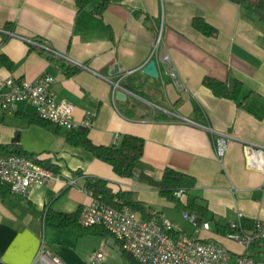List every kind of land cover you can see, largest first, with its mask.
Wrapping results in <instances>:
<instances>
[{"label":"crops","instance_id":"0c3cea01","mask_svg":"<svg viewBox=\"0 0 264 264\" xmlns=\"http://www.w3.org/2000/svg\"><path fill=\"white\" fill-rule=\"evenodd\" d=\"M95 4L79 9L75 0H0V54L12 61L9 66L0 60V76L34 80L53 75V89L74 103L76 120L93 114L88 134L97 144L115 143L124 133L144 137L142 168L156 179L167 166L195 176L196 185L181 198L207 205L214 218L210 224H227L239 214L264 216V168L250 163L246 148H264V19L250 5L231 0H112L103 14L94 11ZM194 16L216 26L218 35L194 28ZM161 25L176 78L162 65L158 78L143 71ZM34 40L48 43L56 56L81 64L79 69L66 74ZM206 75L231 86L235 78L243 80L246 97L240 104L217 96L203 83ZM119 89L125 98L117 97ZM194 100L202 107L205 123L194 116ZM159 113L169 117L157 118ZM35 114V106L26 100L14 110L0 109V144H18L49 159L58 170L26 195L0 185V261L31 264L44 239L48 250L66 264H90L99 250L104 257L97 264H124L117 238L103 227L46 226V206L79 210L92 200L100 178L114 190H135L160 214L174 203L141 178L140 169L134 177L118 175L111 164L70 143L69 128L32 121ZM217 131L230 135L222 160L215 151ZM194 231L188 234H197ZM200 234L232 252L243 250L215 228ZM248 253L264 260V241Z\"/></svg>","mask_w":264,"mask_h":264},{"label":"built area","instance_id":"2783aa9c","mask_svg":"<svg viewBox=\"0 0 264 264\" xmlns=\"http://www.w3.org/2000/svg\"><path fill=\"white\" fill-rule=\"evenodd\" d=\"M163 25L156 28L150 58L156 59L159 66L172 77H177L170 54L164 49ZM39 50H50L48 43L34 40ZM81 65V64H76ZM55 77L45 73L34 80L20 79L14 76H0V109L11 111L18 102L26 100L36 109V114L56 125L69 129L89 128L93 114L81 120L74 118V103L66 98H59L53 89ZM118 81L114 82V90ZM188 119V118H185ZM230 135L217 131L215 151L222 160L228 148ZM252 165L264 168V148L246 144ZM262 156V157H261ZM262 160H260V158ZM260 160V161H259ZM54 175V171L33 159L20 154L0 153V185H8L10 190L19 195H26L37 183H45ZM75 183V179L70 180ZM183 189L175 195L182 197ZM115 203L93 195L92 200L80 208L79 222L83 226H101L121 241V246L129 252L139 264H264L248 251L254 241H264V216L254 218V227L246 229L242 222L243 215L230 221L231 228L225 236L243 247L241 252H232L226 245L201 236L202 230L211 228L210 221L198 224L195 213L184 211L183 216L196 228L197 234L182 232L174 220L163 214L150 217L137 215L136 209L123 199L115 197ZM104 257L103 251L94 252L90 264H97ZM31 264H66L58 255L48 250L44 239Z\"/></svg>","mask_w":264,"mask_h":264},{"label":"trees","instance_id":"16d2710c","mask_svg":"<svg viewBox=\"0 0 264 264\" xmlns=\"http://www.w3.org/2000/svg\"><path fill=\"white\" fill-rule=\"evenodd\" d=\"M239 4H248L252 7L253 13L254 9L259 8L264 10V0H231ZM76 5L79 9H82L89 4L96 2L94 6V11L98 14H103L105 9L110 5L112 0H75ZM11 27L10 23L6 24ZM192 25L198 31L209 35L216 36L219 33V30L216 26L209 23L202 16H194L192 20ZM45 51L61 68L66 74H72L79 69V66L68 61L67 59L56 56L50 50ZM0 60L12 65V61L3 54H0ZM203 83L208 86L214 94L221 97H227L242 103L243 99L246 97L243 96V91L245 83L239 78H235L233 85H229L226 81L220 80L212 76H204ZM130 85V84H129ZM131 87V85H130ZM181 98L176 101L179 103ZM194 116L196 120L201 123H205V116L202 110L201 105L194 100ZM169 116L164 113H159L157 118H168ZM32 121L47 125L52 124L53 122L43 119L37 114L31 117ZM89 128H78L70 129L67 140L74 144L80 145L84 148L91 151L96 157L108 162L113 167L114 171L123 177H134L138 169L141 170L140 177L145 178L148 183L156 188L162 197H165L167 200L174 203V205L190 213H195L198 217V224L203 223L204 221H211L213 216L209 214V208L203 203L197 201H183L181 197L175 195L176 190L183 189L184 193L188 192L191 188L196 185L195 176L178 170L174 167L167 166L162 176L159 179L154 178L149 175L141 166L140 160L142 158L145 146L144 137L132 133H124L118 141L111 144H97L93 142L89 137ZM0 153L2 154H20L25 155L34 161L40 163L41 165L57 171L58 167L52 163L49 159H40L35 154L27 152L23 149L22 146L18 144H0ZM93 195L100 196L110 203H115L114 198L118 197L123 199L125 202L133 206L136 211L140 212L142 217H150L153 214H160L155 212L151 205L146 204L138 196V193L135 190H114L108 181L104 178H100L93 190ZM80 209L75 212H62L53 209L51 206H46L43 214V221L46 226H55L59 228H79L82 230H88L96 226H83L79 222ZM242 222L246 229H252L254 227V219L249 217H243ZM215 230L220 234H226L231 230L229 224H221L216 221ZM108 232V231H107ZM111 234V233H110ZM120 246V250L124 254H128L133 260V264H139L137 260L121 246V241L117 238ZM259 240L253 242L252 246L257 244ZM0 264H3L0 261Z\"/></svg>","mask_w":264,"mask_h":264},{"label":"rangeland","instance_id":"374dc122","mask_svg":"<svg viewBox=\"0 0 264 264\" xmlns=\"http://www.w3.org/2000/svg\"><path fill=\"white\" fill-rule=\"evenodd\" d=\"M169 211V212H167ZM165 212V216H167L170 219H174V222H176V224L178 225V227H180L182 229V231L186 232V233H192L195 229V233H196V226H194V224H192L190 221H188L184 216H183V209H180L178 207L172 206L171 208H167L164 209ZM137 215H141L140 212L137 211ZM211 228L214 229L215 225L211 224ZM236 253V252H234ZM119 255H121V258H123L124 260V264H133V260L131 259V257L126 253H122L119 251Z\"/></svg>","mask_w":264,"mask_h":264},{"label":"water","instance_id":"95a60500","mask_svg":"<svg viewBox=\"0 0 264 264\" xmlns=\"http://www.w3.org/2000/svg\"><path fill=\"white\" fill-rule=\"evenodd\" d=\"M254 11L262 18L264 19V10L255 8ZM143 71L148 73L149 75H152L154 77H159V67L156 59H151L149 62H147L144 67ZM117 97L118 98H125L126 93L124 92L123 89H119L117 91Z\"/></svg>","mask_w":264,"mask_h":264}]
</instances>
